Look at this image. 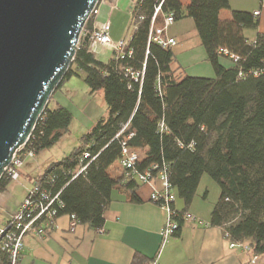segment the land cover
<instances>
[{"label": "trees", "instance_id": "16d2710c", "mask_svg": "<svg viewBox=\"0 0 264 264\" xmlns=\"http://www.w3.org/2000/svg\"><path fill=\"white\" fill-rule=\"evenodd\" d=\"M158 1L142 0L135 11L143 20L131 34L130 58L116 61L112 56L103 62L85 42L76 49L54 91L71 77H82L90 94L103 92L107 113L81 136L78 147L51 163L41 177L53 180L52 191L61 190L64 207L59 216L74 215L78 223L100 228L112 190L125 179L116 166L120 142L134 130L128 146L140 155L139 171L166 163L168 180L185 209L202 175L209 176L220 189L209 225L222 227L230 241L247 243L253 253L263 254L264 34H257L254 43L244 36V30L258 27V19L252 12L231 10L229 0H164L163 13H173L175 20H193L214 72L212 78H178L171 69L175 61L171 48L148 43L150 18ZM224 10L230 11L229 17L221 16ZM230 54L239 61L225 67L220 59ZM143 65L140 82L124 76L125 68L140 71ZM71 120L66 108L49 109L47 103L30 139L35 152L51 147ZM160 121L167 128L162 133ZM126 123L128 128L115 137ZM84 150L97 157L85 173L72 178ZM7 184L0 180V192ZM125 186L133 190L137 184L130 180ZM130 201H140L133 191Z\"/></svg>", "mask_w": 264, "mask_h": 264}, {"label": "crops", "instance_id": "0c3cea01", "mask_svg": "<svg viewBox=\"0 0 264 264\" xmlns=\"http://www.w3.org/2000/svg\"><path fill=\"white\" fill-rule=\"evenodd\" d=\"M262 1L264 3V0ZM262 1L252 3L247 9L242 8L252 13L260 10V15L257 16L258 27L244 30V36L250 42L256 39L257 34H264ZM131 5L132 0H118V7L112 12L106 4L99 8L96 21L100 25L109 18L110 37L113 41L126 39L124 31L126 32L131 24ZM115 15L126 16L127 22H124L123 30L112 29L111 19ZM170 27L171 33L169 34L168 29V34L175 37L177 42L171 48L175 57L171 65L174 76L214 77L193 20L183 17L175 20ZM130 37L131 35L128 39ZM105 50L107 49L98 47L95 55H104ZM112 56L111 53L109 59L103 62L109 61ZM220 63L225 67L233 66L228 57L221 58ZM77 78L83 82L82 77ZM63 88L64 82L51 95L48 101L49 109L59 107L57 95ZM83 91L89 96L92 95L85 83ZM97 92H100L103 98V92ZM51 100H54L55 108L49 107ZM40 153L41 151L36 153L33 159L26 161L20 171L19 180L8 183L0 193V224L6 221L8 214L16 210L33 181L45 172L46 168L44 169L38 160ZM116 166L118 173L123 172L117 162ZM126 182L124 179L112 190L108 206L103 212L101 232L80 223L71 228L69 215H60L56 219L55 227L44 236L30 234L24 238L19 264H148L157 255L160 264H248L251 253L240 248H231L230 240L224 235V229L209 225L211 211L220 195L218 185L209 176L202 175L194 198L186 209L173 189L174 207L179 211L185 209L184 211L191 213L203 224L181 221L180 230L163 245L160 231L164 225L165 214L149 200L151 187L134 181L137 186L130 190L125 186ZM15 185H21L24 194L21 199L11 202ZM132 191L139 202L130 201ZM256 264H264V253L258 255Z\"/></svg>", "mask_w": 264, "mask_h": 264}, {"label": "built area", "instance_id": "2783aa9c", "mask_svg": "<svg viewBox=\"0 0 264 264\" xmlns=\"http://www.w3.org/2000/svg\"><path fill=\"white\" fill-rule=\"evenodd\" d=\"M142 0H132L130 7L131 25L133 32L138 26V22L143 20V16L136 14V9L139 7ZM164 0H159L154 6L152 16L150 18V27L148 32V43L153 42L162 48H172L176 45L175 37L168 34L169 27L175 22L174 14L171 12L163 13L162 4ZM118 0H98L92 11L87 17L85 24L81 30L79 41L76 49H78L83 38L88 36V41L85 42L89 51L96 54L98 47L109 50L114 60L118 61L125 57L130 58L132 50L128 47L130 39H122L113 41L110 37V20L98 25L96 17L99 14V8L103 5H108L110 12L117 9ZM264 6L263 1L261 7ZM255 17L260 15V10L254 11ZM161 18V23H157V18ZM86 23L90 24L86 25ZM132 32V33H133ZM131 38V37H130ZM254 43V41H251ZM228 55L226 51H222ZM231 61L235 64L239 61V57L233 54L229 55ZM144 65L140 71H135L131 68L124 69V76L130 81L138 83L143 77ZM254 76L257 71H250ZM239 77L242 72H239ZM39 116L36 124L40 120ZM35 124V126H36ZM34 126V128H35ZM33 128V131H34ZM128 128V123L123 124L121 129L115 135L118 137ZM159 132L167 130L163 121L158 123ZM32 131V132H33ZM135 134L134 130L121 140V155L117 161L124 173V178L127 181H135L140 184H147L151 187L149 200L156 204L165 214L164 225L160 231L162 245L165 244L180 230V222H194L202 225V221L186 211H179L174 207L173 187L168 180V165L166 163L152 164L147 169L139 171L136 167L140 160V155L134 149L128 146V141ZM32 135V133H31ZM31 135L27 140L19 145L12 153L10 162L3 167L0 180H5L8 183L16 182L20 178V171L24 162L35 157L36 152L31 145ZM193 144L188 147L191 148ZM97 155H91L88 150H84L80 157L77 168L72 172V178L85 173L89 163L96 159ZM53 180H47L38 177L31 186L27 189L24 198L19 202L14 212L8 214L4 223L0 224V264H19L22 250L24 247V238L27 235L33 234L38 237L44 236L48 231L55 227L56 219L59 217L60 210L64 207L63 201L60 199V192L52 191ZM70 227L74 228L78 222L74 215H69ZM102 231L101 228L97 229ZM225 237L229 235L224 233ZM231 248H240L243 251L250 252L248 264H256L258 255L253 253L251 247L247 243L230 241ZM148 264H160L158 255L149 261Z\"/></svg>", "mask_w": 264, "mask_h": 264}, {"label": "water", "instance_id": "95a60500", "mask_svg": "<svg viewBox=\"0 0 264 264\" xmlns=\"http://www.w3.org/2000/svg\"><path fill=\"white\" fill-rule=\"evenodd\" d=\"M97 1L0 0V176L72 63Z\"/></svg>", "mask_w": 264, "mask_h": 264}, {"label": "rangeland", "instance_id": "374dc122", "mask_svg": "<svg viewBox=\"0 0 264 264\" xmlns=\"http://www.w3.org/2000/svg\"><path fill=\"white\" fill-rule=\"evenodd\" d=\"M255 2H258V0H229L231 10L246 11L242 8L247 9L252 3ZM102 6L103 4L100 7ZM221 16L229 17L230 11H222ZM111 20L113 23L112 29L120 28L123 30V24L124 22H127L126 16L118 17V15H115V17H113ZM170 28L169 34L171 33ZM132 32L133 28L130 24L126 32L124 31V33H126V39L129 38ZM110 56L111 52L109 50H105L104 55H96V57L101 61H106ZM70 79L64 82V88L61 92H59L60 94L57 95L59 96V99L57 100L59 102L58 106H62L70 110L72 114V120L67 130L62 133L60 138L51 147L41 150L38 160L44 169L47 168L51 163L60 161L62 158L70 154L74 148L78 147L81 143V136L86 133L95 124V122L99 120V118L106 114L105 102L103 101L100 92H95L89 96L88 93L83 91L84 82L78 80L76 76H73ZM49 107L55 108L54 100H51ZM29 160L31 159L26 161ZM23 192L24 189L21 185H15L13 188L11 202L21 199L24 194Z\"/></svg>", "mask_w": 264, "mask_h": 264}, {"label": "bare ground", "instance_id": "6f19581e", "mask_svg": "<svg viewBox=\"0 0 264 264\" xmlns=\"http://www.w3.org/2000/svg\"><path fill=\"white\" fill-rule=\"evenodd\" d=\"M43 112H44V111H43ZM43 112H42V113H43Z\"/></svg>", "mask_w": 264, "mask_h": 264}]
</instances>
